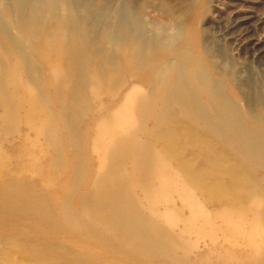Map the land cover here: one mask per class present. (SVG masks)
<instances>
[{
  "label": "rangeland",
  "instance_id": "1",
  "mask_svg": "<svg viewBox=\"0 0 264 264\" xmlns=\"http://www.w3.org/2000/svg\"><path fill=\"white\" fill-rule=\"evenodd\" d=\"M33 255L264 264V0H0V256Z\"/></svg>",
  "mask_w": 264,
  "mask_h": 264
},
{
  "label": "bare ground",
  "instance_id": "2",
  "mask_svg": "<svg viewBox=\"0 0 264 264\" xmlns=\"http://www.w3.org/2000/svg\"><path fill=\"white\" fill-rule=\"evenodd\" d=\"M64 3V2H63ZM65 4V3H64ZM201 137L203 138V135H201ZM219 167V165L218 164H216V163H213V164H211V162L208 164V169H210V170H214V171H216L217 170V168ZM221 167H224V165H221ZM220 167V168H221ZM247 175V174H246ZM225 179V178H224ZM223 178H217L216 179V181L213 183L215 186H217V187H213V184H209V186H208V188H212V189H215V188H218V191L220 192V190H219V188L222 190V192H224V191H228L227 189H226V187H224V186H222V184H224V185H226V183L225 182H227L226 180H224ZM233 184V186H239L241 183H240V181L239 180H233V182H231V185ZM254 188V187H253ZM253 191H255V190H253ZM247 194L249 193V190H247V192H246ZM243 199L244 200H246L247 199V195H245L244 197H243ZM240 200H241V198H240ZM237 202H239V198H237V199H235L234 200V204H236ZM126 207V206H125ZM131 209V208H130ZM128 210V209H127ZM128 214V213H127ZM125 215V214H124ZM228 217H231L232 215H227ZM33 260H31V262L32 263H34V264H38L39 262H40V260L38 259V258H36L34 255H33V257L32 256H30ZM31 262H27V264H31ZM10 263V261L9 262H6V259L4 258V257H1L0 256V264H9ZM40 264H43V263H40Z\"/></svg>",
  "mask_w": 264,
  "mask_h": 264
}]
</instances>
